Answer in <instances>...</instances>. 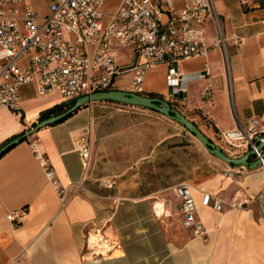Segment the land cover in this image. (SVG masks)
Wrapping results in <instances>:
<instances>
[{"label": "crops", "instance_id": "obj_1", "mask_svg": "<svg viewBox=\"0 0 264 264\" xmlns=\"http://www.w3.org/2000/svg\"><path fill=\"white\" fill-rule=\"evenodd\" d=\"M119 1L108 0L105 11L115 10ZM175 5L180 8L183 2L176 0ZM216 5L227 38L230 77L222 49L212 46L207 59L192 57L175 64L185 76V92L174 93L167 80L170 66L159 64L147 71L144 95L167 99L223 151L239 158L248 150L230 147L221 131L236 126L230 84L241 122L258 117L264 128V0L247 4L216 0ZM16 6L20 12L30 6L41 16L49 13V0H22ZM204 27L206 40L212 42L217 35L214 23L208 20ZM115 47L119 65L130 67L138 60L132 49ZM206 61L210 75L191 78L204 71ZM133 75L132 70L125 71L112 89L131 91ZM207 86L214 91L212 104L203 102ZM20 96L18 113L0 110V147L55 117L39 120L47 110L67 103L59 91L40 94L35 83L22 86ZM180 126L155 110L93 101L4 153L0 157V264H264V168L255 167L252 156L248 164H229L188 139L194 134ZM85 128H90L94 140L88 170L75 142ZM34 139H39L38 148L50 158L59 186H70L64 201L35 158ZM198 150L205 161L198 160ZM108 179H114L113 188L100 183ZM180 183L191 186L207 240L195 237L183 225L176 190ZM205 193L229 201L235 195L245 197L248 208L225 206L217 211L202 204ZM258 194L263 201L253 202ZM155 204L164 209L163 214H156ZM20 209L25 214L14 225L7 214ZM103 222L112 229L120 254L84 261L89 225Z\"/></svg>", "mask_w": 264, "mask_h": 264}, {"label": "built area", "instance_id": "obj_2", "mask_svg": "<svg viewBox=\"0 0 264 264\" xmlns=\"http://www.w3.org/2000/svg\"><path fill=\"white\" fill-rule=\"evenodd\" d=\"M21 1L0 0V110L7 108L18 113L20 88L27 84L35 83L40 94L59 91L63 101L70 102L84 95L111 90L116 78L128 70L134 72L131 92L144 95L147 71L159 64L170 66L167 80L174 93L179 94L185 92L187 86L185 76L175 64L192 57L207 59L212 46L222 49L230 77L227 38L222 31L216 0H181L180 8L176 7V0H120L111 12L105 11L108 0H49V13L44 16L30 6L20 12L16 3ZM240 1L247 4L249 0ZM208 20L214 23L217 32L212 42L205 38L204 26ZM116 45L132 49L138 60L130 67L119 65ZM209 75L206 61L204 71L191 78ZM213 95V88L207 86L203 102L212 104ZM229 100L236 126L221 131V137L232 148L251 151L252 164L264 168V148H258L264 134L261 120L252 117L245 124L241 122L231 84ZM38 141H31L35 158L64 201L70 186H59L56 170L50 158L38 148ZM75 142L83 168L88 170L94 144L90 128L83 129ZM100 183L108 188L115 185L114 179ZM176 190L181 199L183 225L195 237L207 240V229L196 216L191 186L180 183ZM262 201L261 194L253 199V202ZM202 204L217 211L225 206L243 209L248 208V199L235 195L229 201L205 193ZM157 206L160 208L155 204V212L159 214ZM163 213L164 209L160 215ZM24 214V209L12 210L7 219L18 225ZM119 254L120 248L107 222L89 225L82 252L84 261Z\"/></svg>", "mask_w": 264, "mask_h": 264}, {"label": "water", "instance_id": "obj_3", "mask_svg": "<svg viewBox=\"0 0 264 264\" xmlns=\"http://www.w3.org/2000/svg\"><path fill=\"white\" fill-rule=\"evenodd\" d=\"M105 100H111L124 105H132V106L148 108L163 113L164 115L177 121L178 123L183 125L186 129H188L201 141V143L206 148H208L219 159L229 164H236V165H239L241 163H246V164L249 163V160L252 155L251 151H247L245 155L239 158L232 157L231 155L223 151L220 146H218L216 143L211 141L210 138L193 121L188 119L181 111L172 109L171 103L169 101L158 97H150L146 95L137 94L131 91H125L119 89H111L108 91L95 92L77 98L74 106L65 113H62L50 119L39 122L29 131L10 140L8 143L0 147V157L15 145L31 137L43 126L58 122L59 120L67 117L70 113H74L79 108L87 104H90L93 101H105ZM172 112H174V115L172 114ZM258 148L259 149L264 148V134L262 135Z\"/></svg>", "mask_w": 264, "mask_h": 264}, {"label": "trees", "instance_id": "obj_4", "mask_svg": "<svg viewBox=\"0 0 264 264\" xmlns=\"http://www.w3.org/2000/svg\"><path fill=\"white\" fill-rule=\"evenodd\" d=\"M105 101H110V102H114V101H111V100H105ZM75 102H76V99H74V100H72V101H70V102H67V103H64V104H60V105H56V106H54L53 108H51V109H49V110H47L46 112H44L41 116H40V118H39V120H43L44 118H46V117H48V116H50V115H55V116H57V115H60V114H62V113H65L66 111H68L70 108H72L73 106H74V104H75ZM117 103V102H116ZM121 104V103H120ZM172 106V105H171ZM80 109V108H79ZM172 109H174L173 107H172ZM175 110V109H174ZM76 112V111H75ZM73 113H70L67 117H69V116H71ZM172 114L174 115V112H172ZM67 117H65V118H63V119H66ZM63 119H61V120H63ZM61 120H59V121H61ZM58 121V122H59ZM20 135H22V134H20ZM20 135H17V136H15L14 138H16V137H18V136H20ZM27 140V139H26Z\"/></svg>", "mask_w": 264, "mask_h": 264}, {"label": "rangeland", "instance_id": "obj_5", "mask_svg": "<svg viewBox=\"0 0 264 264\" xmlns=\"http://www.w3.org/2000/svg\"><path fill=\"white\" fill-rule=\"evenodd\" d=\"M120 2V1H119ZM121 48V47H120ZM122 49H127V48H122ZM167 100V99H166ZM128 107V105H127ZM145 109H148V108H145ZM175 121V120H174ZM177 122V121H176ZM178 123V122H177ZM180 124V123H179ZM181 125V124H180ZM180 127H182L183 131H186V128L181 125ZM188 131V130H187ZM190 133V132H189ZM188 139H192V141H194V143H197L198 145H202L201 141L195 136H191V134H189V137ZM186 142H188V140H186ZM184 144V143H183ZM198 160L200 161H205V157L203 156V154L200 152V150H198Z\"/></svg>", "mask_w": 264, "mask_h": 264}, {"label": "bare ground", "instance_id": "obj_6", "mask_svg": "<svg viewBox=\"0 0 264 264\" xmlns=\"http://www.w3.org/2000/svg\"><path fill=\"white\" fill-rule=\"evenodd\" d=\"M161 208H158V206H157V211H158V213L160 214L161 213Z\"/></svg>", "mask_w": 264, "mask_h": 264}]
</instances>
